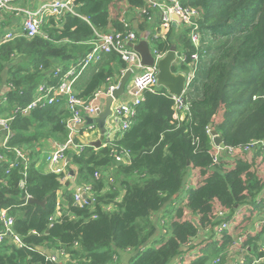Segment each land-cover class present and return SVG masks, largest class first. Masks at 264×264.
Returning a JSON list of instances; mask_svg holds the SVG:
<instances>
[{
  "label": "trees",
  "instance_id": "trees-1",
  "mask_svg": "<svg viewBox=\"0 0 264 264\" xmlns=\"http://www.w3.org/2000/svg\"><path fill=\"white\" fill-rule=\"evenodd\" d=\"M123 3L142 7L145 0H76L82 12L67 15L60 26L50 19L42 28L44 36L20 37L1 45L0 89L3 85L13 89L0 96V118H11L17 108L28 106L41 83L56 84L54 70L83 59L96 34L124 31L117 18ZM185 6L204 12L200 56L210 58L200 96H186L191 115L176 121L173 100L160 87L159 94H145L134 124L118 141L117 148L129 152L126 163L116 164L108 147L86 146L82 153L69 154L68 170L76 168L78 185L93 188L94 205L74 206L73 192L62 183L61 173H44L32 162L7 174L8 167L0 164V209H9L15 218L14 232L32 249H17L6 240L0 244V264H54L36 248L64 251L70 256L68 264H124L122 258L133 253L130 264H173L176 259L184 264L201 232L214 231L233 218L237 208L254 204L255 209H264V200L256 203L264 189V168L262 177L254 169L260 161L264 166V151L243 150L264 140V0H187ZM151 41L160 53L181 47L189 59L195 52L187 31L179 34L171 28L165 39L154 36ZM106 59L83 86L75 85L80 97H91L105 83L113 73L110 61L125 68L116 54ZM64 105L62 101L28 116L16 115L9 124L14 135L10 145L32 150L49 137L64 143L68 133L63 122L69 116ZM209 130L218 133L226 148L235 149L229 163L223 156L218 166H212L216 151ZM254 154V159L247 158ZM192 171L201 182L178 206L175 200ZM97 172L101 177H95ZM105 172L111 173L112 181ZM27 197L40 204L26 202ZM120 197L121 202L115 203ZM113 203L115 209L106 211ZM58 207L61 217L54 222ZM163 213L166 219L157 218ZM189 214L194 220L187 219ZM164 229L167 234H162ZM235 230L226 232L220 245L214 235L208 237L206 241H212L208 250L191 264H208L219 257L220 264H226ZM263 235L264 228L244 244L250 248V264L264 257L259 251Z\"/></svg>",
  "mask_w": 264,
  "mask_h": 264
},
{
  "label": "built area",
  "instance_id": "built-area-1",
  "mask_svg": "<svg viewBox=\"0 0 264 264\" xmlns=\"http://www.w3.org/2000/svg\"><path fill=\"white\" fill-rule=\"evenodd\" d=\"M16 0H0V16L4 14H13L21 19V26L15 32H7L4 38L0 41V46L13 41L20 37H25L28 40H32L38 36H44L42 28L50 20L54 19L58 26L63 22L65 17L69 14L77 15L75 9L76 0H47L40 2V4L33 3V8L29 9L23 6H16ZM187 0H145V4L142 7H129L140 19L148 24L159 23V35L156 38L165 39L167 33L173 25H181L186 28L188 37L191 44L195 49V52L188 59L184 54L180 58V62L184 68L183 72L186 79L184 94L180 97L170 95L173 100V116L178 122L185 121L191 115V103L185 96L186 89L192 84L196 78L195 74L198 69L201 60V50L203 42V34L201 32L200 22L203 20L204 12L202 9L192 8L185 6ZM124 26V31L113 30L109 33L96 34L95 40L90 45L92 50L80 61L73 63L66 68L64 66H58L54 72L53 77L58 80L56 84L50 81L41 83L36 92L32 102L26 107H19L14 111V115L11 118H0V126L6 132V137L0 141V164L8 167L7 174L13 168H19L24 165V169L32 163L31 150L21 147H12L10 141L13 138V134L9 128V124L14 120L16 115L28 116L30 113L37 109L46 106H52L64 101L69 109V117L64 120L63 124L68 133L67 139L64 143H60L58 148L50 153L46 158V163L49 165H58V171L55 174H63L66 177L68 170V155L71 153L82 152L86 147L85 144L77 142L79 137L83 136V133L95 131L97 126L95 124L88 125V118L97 117L99 111V102L102 98L111 97L113 92L118 88V84L114 80H109V86L106 91H98L92 97L84 99L79 96L75 90V83L77 79L83 75V73L90 67L96 66L101 63L105 56L110 54H116L125 64V69L120 73V76H124L128 71H132L130 85L126 89V96L130 97L131 101L121 102L115 101L111 107L110 125L114 126L119 123L116 133L124 134L129 131L135 122L137 117V109L145 100L146 93L159 94L158 84V64L166 56L167 53H160L157 49H154L153 56L155 59L154 66L142 67V59L140 54L133 48L139 43L137 33L131 29L127 19L119 21ZM12 86L6 88L3 94L11 91ZM81 127L79 130L78 128ZM85 129V131H83ZM120 137L116 135L114 138L111 135L106 134L105 138L109 139V145L105 144L112 150L111 155L115 159L116 164L126 163L129 159V152L125 150H119L117 148ZM259 148L264 151V140L256 141L243 147L245 152H252L254 149ZM217 149V148H216ZM234 148H220L216 150L213 156L212 166L219 165L221 157L227 156L233 157L235 155ZM9 156H14V159H10ZM21 163V164H20ZM103 176V175H102ZM96 178L101 177L99 172L95 175ZM107 177L109 181H112L111 173L108 172ZM65 178L62 183L64 184ZM24 188L25 183L21 184ZM189 189V188H188ZM74 206L83 207L86 205L95 204V196L93 188L90 185H76L73 189ZM86 197V198H85ZM264 197V190L259 196V202ZM30 200L27 197L26 202ZM121 199H118L115 203H120ZM115 203L106 206L105 210L112 212V208L115 207ZM244 210H238V213L232 218L221 225H219L214 232L216 236L223 238L224 234L231 231L233 228L239 226L238 221L241 219V215L244 214ZM238 215V216H237ZM61 217L60 207L57 208V214L52 217L54 222ZM221 217H224L221 214ZM0 222L3 230L0 232V244L9 240L17 249H31L17 235L13 228L15 224V218L11 216L9 209H0ZM162 225L165 224L161 223ZM264 225V221L262 222ZM257 226L255 231L260 230ZM210 231V230H208ZM167 234L166 230L163 231ZM247 234L239 235L240 238L239 248L237 244H234L227 252L228 256L233 260L231 264H249L250 248L245 247L244 244L247 240ZM79 244L75 243L77 247ZM231 246V245H230ZM32 250V249H31ZM48 251V250H47ZM50 251V250H49ZM259 251L264 253V246H260ZM52 256L49 258L54 264H68L69 255L64 251L58 250L55 253L51 252ZM219 264L221 263V257L217 258ZM264 261V257L261 259H255L252 264H261ZM178 260H175L173 264H179Z\"/></svg>",
  "mask_w": 264,
  "mask_h": 264
},
{
  "label": "crops",
  "instance_id": "crops-1",
  "mask_svg": "<svg viewBox=\"0 0 264 264\" xmlns=\"http://www.w3.org/2000/svg\"><path fill=\"white\" fill-rule=\"evenodd\" d=\"M44 1H47V0H16L15 5L16 6L20 5V6L31 9V8H33L32 2L40 4V2H44ZM118 10H119V12H118L119 16L117 17L118 21H120L124 18L127 19L129 25L131 26V29L134 30L139 35V41H140V39L142 40L143 38H146L148 43L151 45V49L153 51L155 49V45L152 43L151 38L159 35V32L157 31V30H159V23L158 22L156 24L146 23L145 21L140 19L138 16H136L133 12H131V9H129L128 5H126L125 3L121 4L120 7L118 8ZM20 26H21V19L16 17L15 15L4 14V15L0 16V41L4 38V36L7 34V32H9V31L15 32L20 28ZM172 29H174L175 33L180 34V31L183 32L182 34L186 33V28L181 26V25H173ZM178 51L179 50L177 49V52ZM106 58H107V56L104 57V60ZM107 60L108 59H106V61ZM105 62H104V64H105ZM209 63H210V58H208V57L204 58L201 56L199 66H198V69H197L196 74H195L196 78L194 79L192 84L186 89L187 91L185 93V96H187L189 99L200 96V94H201L200 88H201V85L203 84V82L205 80V69L207 68ZM94 68H95V66L87 69L83 73V75H81L77 79L75 85L79 84V86H83L86 83V81L89 79ZM108 69L112 70L113 73L107 77L105 83L103 85H101L97 90H95L92 95H94L98 91H106L108 86H109V80H114L119 86L123 77L126 75L125 74L123 77L120 76V73L125 68L120 66L117 61H110V64L108 65ZM130 81H131V78H130ZM130 81L127 85V88L130 85ZM193 85H194V87L192 88ZM79 86L77 88L75 87V90H76V92H78V94L80 93ZM6 88H7L6 85L2 86V88L0 89V96L4 95L3 93L6 90ZM191 88H192V90L190 91ZM108 98H110V97H108ZM108 98L100 99L99 111H103L105 109V107L107 105ZM117 100L118 101L120 100L121 102L131 101L130 97L126 96V91L122 97H120L119 99H114L113 103ZM111 107H112V105H111ZM64 111L66 113H69V109H68L67 105H64ZM99 111H98V113H99ZM98 113H97V117L92 119L93 121H95L98 118ZM108 118L106 120L105 135L109 134V135H111L112 138H114L116 135H118V137L123 135L121 133H119V134L116 133V130L119 126V123L114 125V126H111L109 123L110 119H108ZM89 119H91V118H88L87 120H89ZM219 119H220V116L217 117L216 122H218ZM94 124L97 126L96 127L97 129L95 131L83 133L82 134L83 136L79 137L80 143H82V144H86V143L89 144V143H94V142L96 143L100 140L101 132L99 131L98 125L96 123H94ZM78 129L80 130L81 127H79ZM83 131H85V129H83ZM105 135H104V140L102 141V148L105 147V144H107V145L110 144L109 139L105 138ZM5 137H6L5 130L0 129V141L2 139H4ZM59 144H60L59 141H56L52 137H49V138H45V139L41 140L39 143H36V145L31 150V156H32L33 162L36 164V167L40 168L44 173H47V174L48 173H56L58 171L59 166L58 165H49V163H46V158L48 157V155L50 153H52L53 151H55L58 148ZM76 153L79 154L80 152H76ZM229 160H230V158L225 159L224 161L229 163L228 162ZM70 162H71V160H70ZM70 162H68V163H70ZM73 169H74V171H69V174L67 175V178L65 177V182H64V185L66 187H68L67 185L69 184L71 191L76 185H78L76 182L77 170H76V168H73ZM71 172L75 173L74 177H72L70 175ZM103 174L109 180L107 175L105 173H103ZM197 176H199V174L196 171H192V173L187 178V184L195 185L192 188H196L198 186V183L201 182V178L199 177V179H198ZM198 180H200V181H198ZM178 206H180V205L178 204ZM237 210H240V211L248 210L250 212V215H252V219H251V224H250V227L248 228L247 233H249L248 236L249 235L253 236L255 234V237H257L260 234L261 230H263V228H264V225L262 224V222L264 221V209L263 210H259V209L257 210V209H255V205L253 204L252 206H249V205L243 206ZM163 211H165V210H163ZM161 217L164 218V213L160 216H157V218H159V219ZM239 223H237V224H239ZM257 226L260 227L259 228L260 230L255 231ZM211 232L215 233L212 230H210L208 232H205V231L201 232L199 237L197 239H195V241H196L195 242V244H196L195 248L196 247L202 248V249L207 248V244H210L212 242L206 241V239H207L206 236H208ZM231 234L234 236V244H237L236 248H239V242H240L241 237L238 239L239 235H236L234 231L231 232ZM261 240H262V243L260 245L264 246V235L262 236ZM216 241H217V239H216ZM221 242H222V239H221V237H219V245L221 244ZM234 244H232L231 246H228L227 249L229 250ZM132 256H133V254L124 256L122 258V262L124 264H130ZM231 262H233V260L228 256V253H227V262L226 263L231 264Z\"/></svg>",
  "mask_w": 264,
  "mask_h": 264
},
{
  "label": "water",
  "instance_id": "water-1",
  "mask_svg": "<svg viewBox=\"0 0 264 264\" xmlns=\"http://www.w3.org/2000/svg\"><path fill=\"white\" fill-rule=\"evenodd\" d=\"M76 13H81L80 8L75 9ZM141 56L142 59V67H152L154 66L155 59L153 56V52L151 49V45L148 43L146 38L140 39L139 43L133 47ZM177 48L172 47L166 54V56L159 62L158 64V84L160 87L165 88L170 95L178 96L184 94L185 91V84L186 79L182 73H175L173 71V65L180 62V58H177ZM132 76V71H128L126 75L123 77L122 81L120 82L118 88L113 92L112 97L108 98L107 105L103 111H99L98 118L93 121L92 119H89L87 121L88 125L96 123L99 127V131L101 132V137L98 142L85 144L86 146L93 147L96 149L102 148V141L104 140L105 135V126H106V120L109 116H111V105L114 101V99H119L125 94L127 85L130 81V78ZM0 129L3 130V127L0 126ZM213 144L216 147L225 148V144L223 143V140L220 138L217 132H211ZM68 162H70V159H68ZM70 175L74 177L75 173L71 172ZM69 187V184L67 185ZM86 198V197H85ZM30 204H40V202L36 199H30ZM239 209V208H237ZM36 250L46 255L48 258L52 256L50 251H47L43 248H36ZM211 264V263H208Z\"/></svg>",
  "mask_w": 264,
  "mask_h": 264
},
{
  "label": "rangeland",
  "instance_id": "rangeland-1",
  "mask_svg": "<svg viewBox=\"0 0 264 264\" xmlns=\"http://www.w3.org/2000/svg\"><path fill=\"white\" fill-rule=\"evenodd\" d=\"M183 32L182 31H180V34H182ZM179 49V51L177 52L178 53V56L179 57H182L183 55H184V51H183V49L181 48V47H179L178 48ZM173 71L175 72V73H177V74H179L180 72H183L184 71V68H183V66L181 65V64H178V63H176V64H174L173 65ZM194 87V85L192 86V88ZM192 88L190 89V91L192 90ZM214 123H215V121H214ZM209 134L211 135V131L209 130ZM212 137V136H211ZM213 146H214V144H213ZM214 148H215V151L218 149V147H216V146H214ZM217 148V149H216ZM213 155H214V153H213ZM254 156H255V154L254 155H249V156H247V158L250 160L251 158L252 159H254ZM234 157V156H233ZM235 159V158H234ZM32 162H33V160H32ZM259 163V164H258ZM258 163H256L255 165V167H254V169L256 170V172L258 173V175L260 176V177H262L263 176V173H262V171H263V168H264V166L262 165L263 164V162H258ZM69 174V170H67V174H66V178H67V175ZM105 174L106 175H108V172H105ZM115 179V178H114ZM199 179V178H198ZM199 181V180H198ZM83 185V184H82ZM193 186H195V185H192V184H187V182H186V186H185V189L181 192V194H180V196H179V198H177L176 200H175V202L177 203V205L179 204V205H182L184 202H186L187 201V197H188V190L191 188V189H193L192 187ZM189 188V189H188ZM264 190V189H263ZM259 196H261V194L259 195ZM259 196H258V198H259ZM122 197H123V195H122ZM122 197H120L119 199H121L122 200ZM262 200H264V197H263V199ZM261 200V201H262ZM260 201V202H261ZM259 202V200L257 199V201H256V203L257 204H259L260 203ZM116 207V206H115ZM115 207L114 208H112V210L113 209H115ZM176 207V206H175ZM108 211H110V210H108ZM164 219H166V218H164ZM187 219L188 220H194L193 219V217H192V215L191 214H189L188 216H187ZM186 219V220H187ZM251 219H252V215H250V212L248 211V210H246L245 212H244V214H242L241 215V219L238 221V223L239 222H242L239 226H237V230H235V234L236 235H241V234H247V233H245L243 230H246V229H248L249 227H250V224H251ZM162 221V220H161ZM160 221V226L161 227H163V225L161 224V223H163V221L161 222ZM242 225V226H241ZM164 230H166V229H164ZM169 230V229H168ZM261 232H262V230H261ZM260 232V233H261ZM214 234V233H213ZM255 237V234L253 235V236H251V235H249L248 236V238H254ZM206 238H208L207 236H206ZM211 244V243H210ZM209 244H207V246H208ZM212 247L213 248H215V246H213L212 245ZM194 250V251H193ZM193 250H190V254H188V256L185 258V260L183 261L184 262V264H191L192 262H194V261H196L197 259H199L201 256H203L205 253H206V250H208V248H205V249H202V248H198V247H196L195 249H193ZM193 251V252H192ZM135 253H133V255H134ZM251 262H252V260H251ZM209 263H212V264H219V261H218V259H214V260H212V261H210ZM227 264V263H226ZM249 264H250V261H249Z\"/></svg>",
  "mask_w": 264,
  "mask_h": 264
},
{
  "label": "clouds",
  "instance_id": "clouds-1",
  "mask_svg": "<svg viewBox=\"0 0 264 264\" xmlns=\"http://www.w3.org/2000/svg\"><path fill=\"white\" fill-rule=\"evenodd\" d=\"M191 189V188H190ZM164 226V225H163ZM163 229V228H162ZM164 231V230H163ZM162 234H163V232H162ZM211 235H214L213 237H215V240L214 241H216V239H217V243H218V245H219V238H218V236H216V234L214 233H211V234H209L207 237H211ZM247 238H248V236H247ZM207 240V239H206ZM194 242H196V241H194ZM212 242V241H211ZM193 245L194 246H196V244L195 243H193ZM185 250H187V249H185ZM228 250V249H227ZM202 257V256H201ZM177 260V259H176ZM212 264V263H211Z\"/></svg>",
  "mask_w": 264,
  "mask_h": 264
}]
</instances>
